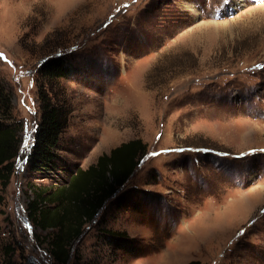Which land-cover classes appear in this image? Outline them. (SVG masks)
Segmentation results:
<instances>
[{"label": "rangeland", "instance_id": "1", "mask_svg": "<svg viewBox=\"0 0 264 264\" xmlns=\"http://www.w3.org/2000/svg\"><path fill=\"white\" fill-rule=\"evenodd\" d=\"M60 53L72 99L59 154L85 169L140 139L141 164L76 244L88 264H264V0H0V75L24 129L0 189V264H50L27 218L37 69ZM61 89V90H59ZM122 231L109 250L99 228Z\"/></svg>", "mask_w": 264, "mask_h": 264}, {"label": "trees", "instance_id": "2", "mask_svg": "<svg viewBox=\"0 0 264 264\" xmlns=\"http://www.w3.org/2000/svg\"><path fill=\"white\" fill-rule=\"evenodd\" d=\"M65 56L39 61L36 100L38 119L25 157L26 168L34 177L48 178V173L61 172L58 185L27 183V218L40 232L35 240L44 246L50 264H88L82 261L76 244L86 226L97 220L106 205L115 201L134 175L146 154V145L132 139L99 155L87 168L70 170L59 154L62 137L72 115V99L59 83L72 75ZM61 90V89H59ZM23 123L17 119L12 105V90L0 75V189H5L15 171L20 154ZM100 240L109 250L127 251L132 239L122 231L99 228ZM1 264H20L13 260L14 250L6 247ZM187 264H201L190 261Z\"/></svg>", "mask_w": 264, "mask_h": 264}, {"label": "bare ground", "instance_id": "3", "mask_svg": "<svg viewBox=\"0 0 264 264\" xmlns=\"http://www.w3.org/2000/svg\"><path fill=\"white\" fill-rule=\"evenodd\" d=\"M241 1V0H240ZM264 194V193H263Z\"/></svg>", "mask_w": 264, "mask_h": 264}, {"label": "water", "instance_id": "4", "mask_svg": "<svg viewBox=\"0 0 264 264\" xmlns=\"http://www.w3.org/2000/svg\"><path fill=\"white\" fill-rule=\"evenodd\" d=\"M29 149V148H28Z\"/></svg>", "mask_w": 264, "mask_h": 264}]
</instances>
